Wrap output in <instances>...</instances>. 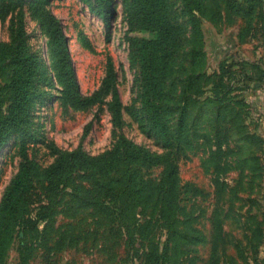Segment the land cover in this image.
Listing matches in <instances>:
<instances>
[{
  "label": "rangeland",
  "instance_id": "1",
  "mask_svg": "<svg viewBox=\"0 0 264 264\" xmlns=\"http://www.w3.org/2000/svg\"><path fill=\"white\" fill-rule=\"evenodd\" d=\"M34 2L0 0V43L12 44V25L23 15L27 42L46 77L38 90L41 96L32 105L36 134H15L0 150V203L24 156L42 172L57 161L62 151L81 148L94 155L103 153L112 149L121 135L157 155L167 152L141 111L138 52L142 41L151 34L130 23L127 6L131 0H115L109 31L86 0H52L48 4L66 36L84 95L98 90L112 67L123 108L120 124L114 121L111 91L86 108H76L63 97L53 69L57 58L50 36L39 28L33 15ZM170 4L181 11L179 0H170ZM217 4L219 8L214 5L212 12L206 7L202 19L205 60L188 117L193 145L178 158L179 197L174 228L170 229L164 219L158 191L163 165L141 173L144 197L137 206L131 203V194L119 203H109L107 193L102 195L100 205H94L91 199L103 192L98 181L77 176L56 196L40 174L29 196L28 231L23 240L26 245L32 243L31 254L26 253V248L20 250L23 233L17 230L5 264H207L212 255L220 264H230L234 263L232 254L236 251L234 239L239 238L242 248L247 249L246 241L261 236L263 232L258 227L264 222V162H241L249 150L239 149L233 124L241 126L244 121L247 125L246 112L252 110L255 114L250 99L253 89L243 77L255 71L258 78L257 72L264 66L250 69L248 64L256 63L247 59L253 49L239 45L245 33L258 41H252V45L264 44V23L254 18L245 21L232 12L228 15L224 0H217ZM184 20L187 17L178 19L184 23V48L188 52L192 35ZM82 35L90 47L82 43ZM178 66L172 79V104H178L176 94L189 71L187 58L183 56ZM0 75L3 98L8 96L4 84L10 77L4 60L0 61ZM260 88L264 92V85ZM222 98L223 105L219 102ZM223 106L227 112L222 114ZM172 110L173 126L178 109ZM111 177L100 182L108 187L122 186L120 173ZM22 252L27 257L24 260Z\"/></svg>",
  "mask_w": 264,
  "mask_h": 264
},
{
  "label": "trees",
  "instance_id": "2",
  "mask_svg": "<svg viewBox=\"0 0 264 264\" xmlns=\"http://www.w3.org/2000/svg\"><path fill=\"white\" fill-rule=\"evenodd\" d=\"M51 1L35 0L33 15L39 28L50 36L52 52L57 58L53 69L58 83L62 86L63 97L76 108H86L111 91L114 121L120 124L123 108L112 67L98 90L88 95L81 92L66 36L60 22L48 5ZM86 1L105 21L109 31L115 0ZM179 1L182 4L179 12L171 6L170 0H131L127 6L130 23L139 25L151 34V37L142 41L138 52L142 81L141 111L150 129L161 138L167 152L157 155L149 148L121 135L113 148L103 153L94 155L81 148L62 151L57 161L42 172L37 169L32 160L24 156L18 172L6 188L0 203V264H5L7 251L12 245L17 230L23 233L20 237V250L26 248V253L31 254L32 243L26 245L23 240L25 232L28 231L26 215L30 204L29 196L34 188V179L40 174L44 176L51 192L56 193V196L72 185L77 176L87 181H98V188L103 192L91 199L94 205H100L102 195L107 193L109 203H119L124 196L131 194V203L137 206L144 197L141 173L146 169L163 165L164 171L158 191L163 203L164 219L170 229L174 228L179 197L178 158L193 145L188 117L191 99L197 93L205 60L202 19L207 9L209 12V7L211 12L214 5L219 8L217 0ZM224 2L228 15L232 12L233 15L239 14L245 21L247 18H252V20L254 18L256 21L263 19L264 23V0H224ZM180 17H187V21H184L186 24L189 23L191 28L192 47L188 52H185L184 48V23L178 21ZM17 19L12 25L14 37L12 44L0 43V61H6L10 70V77L4 84L8 90V96L3 98L0 96V150L15 134L24 136L36 134L33 131L35 115L32 105L41 96L38 90L40 85L46 81L42 67L27 42L29 36L24 16L20 15ZM244 36L245 39L252 37L249 33H245ZM81 41L85 46L90 47L86 36L82 35ZM183 56L187 58L189 71L186 78L181 81L180 91L176 94L178 104H172L170 103L172 79L176 70L179 69L178 65L182 63ZM246 64L244 62V67ZM248 66L250 69L252 67L261 68L258 63H249ZM248 73L243 79H248L252 89L264 85V70L257 72L259 73L258 78L255 71ZM0 79L3 78L0 77ZM110 81L113 83L110 84ZM225 93L226 91L224 95ZM6 102L7 106L4 107ZM219 102L223 105V98ZM176 108L178 109L177 117L172 126L170 117L175 113L172 109ZM251 111L246 112L249 113L246 116L247 122L245 121L247 125L244 121L240 124L241 126L235 123L233 129L235 135L238 136L239 149L249 150L248 154L242 156L246 162L243 160L241 162L256 164L264 162V139L257 132L259 123L254 120ZM225 112L227 109L223 106L220 113ZM255 146L259 148L255 149ZM115 173L121 174L123 182L121 187L114 185L108 187L100 182ZM76 188L80 187L76 185ZM258 229L261 233L263 232L260 227ZM261 236L263 237V233ZM254 237L257 236H253L252 239ZM24 258L27 257L22 252V260ZM244 261L248 263V257L244 258ZM207 264L220 263L212 255ZM230 264L238 263L234 261Z\"/></svg>",
  "mask_w": 264,
  "mask_h": 264
},
{
  "label": "crops",
  "instance_id": "3",
  "mask_svg": "<svg viewBox=\"0 0 264 264\" xmlns=\"http://www.w3.org/2000/svg\"><path fill=\"white\" fill-rule=\"evenodd\" d=\"M234 40L236 41V34L234 36ZM252 41H257L252 39V37H248L241 43V47L244 48H252L253 51H249L252 55L251 57H246L247 59H251V61H256V63L260 64L261 67L264 66V44H251ZM258 43V41H257ZM253 53V54H252ZM253 101V105H255V114L253 118L259 121V127L257 132L264 139V92L261 91V88L253 89L251 92V98ZM259 148L255 146V149ZM264 156V153H263ZM256 227V226H255ZM263 230V237L258 236L254 237L253 241H246L247 249H243V242L240 239L236 238L233 241V245L235 247V253L232 254V259L238 264H264V222L259 226ZM254 244V245H253ZM254 246V247H252ZM249 251V253H246ZM248 257V263L244 261V258Z\"/></svg>",
  "mask_w": 264,
  "mask_h": 264
}]
</instances>
